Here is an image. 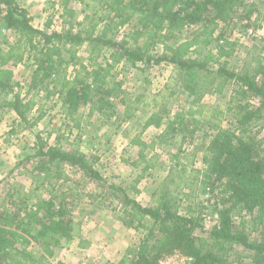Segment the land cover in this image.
I'll list each match as a JSON object with an SVG mask.
<instances>
[{"label":"trees","instance_id":"obj_1","mask_svg":"<svg viewBox=\"0 0 264 264\" xmlns=\"http://www.w3.org/2000/svg\"><path fill=\"white\" fill-rule=\"evenodd\" d=\"M83 1L84 20L75 22L71 0H62L64 29L52 31V21L44 30L35 27L30 12L17 0H0V23L18 36L16 43L0 46V110L31 124L36 98L44 95L45 101L59 97L64 119L75 130L81 129L84 109L89 118L104 114L133 121L144 95L128 101L118 68L167 64L173 75L166 91L173 95L177 89L189 107L173 110L163 101L156 103L155 110L144 111L141 133L132 141L139 148L133 165H144L146 172L153 168L147 151L172 147L176 140L179 149L169 155L173 165L145 205L129 194H140L136 186L106 180L96 168L100 157L91 160L80 151L46 144L39 136L35 152L21 165L34 180L44 178L41 199H35L40 189L29 193L13 185L7 190L0 205V264H49L63 243L78 241L81 249L90 246L70 197L57 187L71 180L67 168L110 189L123 208L122 223L144 231L139 244L118 264H159L175 251L193 258L192 264H227L221 255L226 246L243 249L247 264H264V240L251 242L234 219L236 211H242L264 223V60L260 54L234 69L229 59L237 43L219 33L227 28L260 31L264 17L256 4L249 0ZM128 27L127 37L121 39V31ZM84 45L90 48L86 60L79 55ZM106 51L109 57L100 61ZM26 55L34 67L23 96L10 67L21 64ZM233 85L226 111L205 103L207 96H222ZM118 106H123L121 116ZM226 114L231 119L228 127L223 125ZM151 128L160 133L148 142L142 135ZM199 154L201 168L196 167ZM52 173L56 182L49 181ZM198 193L213 196L217 222L211 227L203 226L190 209L181 213L183 203ZM31 247L39 253L29 251Z\"/></svg>","mask_w":264,"mask_h":264},{"label":"rangeland","instance_id":"obj_2","mask_svg":"<svg viewBox=\"0 0 264 264\" xmlns=\"http://www.w3.org/2000/svg\"><path fill=\"white\" fill-rule=\"evenodd\" d=\"M17 1L28 9L35 27L44 30L46 24L52 21V31L64 29L62 0ZM249 3H255L264 17V0H249ZM85 5L86 2L83 0H71L70 7L76 11L75 22L84 20ZM129 31V27L123 29L120 38H126ZM220 32H224L226 38L237 43L235 53L229 59L234 69L243 68L247 61L260 54L264 60V22L262 29L254 31L253 36H248L247 31L242 28L220 29ZM17 40L18 36L0 23V46L7 47L8 44L16 43ZM89 49L87 45L79 48V55L84 60L89 57ZM26 57L21 64L10 67L14 73L15 82L20 84L17 91L23 96L28 92L29 80L34 67V62L28 60V55ZM107 57L109 53L106 51L100 61ZM73 71L74 68L71 67L69 71L71 75ZM117 72L119 79L125 81L124 90L129 102L136 99L138 95H144L140 105L137 106L140 110L133 121L109 119L104 114L89 118L87 110L84 109L81 111L83 115L81 129L75 130L64 119L59 97L45 101L42 99L44 95L36 98L38 105L29 117L31 124H22L16 115L0 110V205H4L5 194L13 185L21 189L23 187V190L29 193L33 192L31 189H40L35 199L37 201L41 199L42 189L40 187L44 178L36 176L34 180V175H31L26 166L21 165L27 156L35 152L39 136L46 144L59 145L66 151H80L91 160L96 156L100 157L96 168L109 183L125 187L136 186L140 194L135 195L132 191L129 194L145 205L150 204L153 191L167 177L173 165L169 155L177 152L179 142L176 140L172 147L158 146L154 152L147 151L146 154L153 168L144 172V165L139 167L133 165V162L139 159V148L132 141L141 133L144 111L155 110L156 103L161 104L165 101L173 110L188 108L189 104L186 96L181 95L177 89L173 95L170 91H166L165 87L171 83L173 75L172 67L167 64L152 69H147L142 65L130 68L122 64ZM234 87V85L230 86L222 96H207L205 103L210 107L226 111ZM161 93L167 98L163 100ZM117 111L121 116L123 106H118ZM230 120V116L226 114L223 125L228 127ZM32 124L34 126L31 127ZM158 133L160 130L151 128L142 135V138L149 142ZM183 155H180L181 163L185 161ZM196 167H202L201 154L196 160ZM66 173L71 180L60 182L57 187L59 192L70 197L69 201L75 207L76 221L82 224L85 238L94 246L81 249L78 241L63 243L56 249V254L49 264H118L119 259L124 257L129 249L139 244L145 234L144 231H136L122 223L123 208L111 195L110 189L100 187L98 183L82 174L72 173L70 168L66 169ZM53 174L49 181L56 182L53 180ZM43 176L42 174L40 177ZM212 197L201 193L190 197L181 206V213L185 214L190 209L192 215L199 219L203 226L211 227L217 222ZM234 219L236 224L242 225L251 242L264 240V223L258 224L254 215L236 211ZM222 249L221 255L227 258V264L249 263L248 255L243 249L235 246H226ZM29 251L39 253L38 249L32 247ZM118 251L119 254L113 257L112 255Z\"/></svg>","mask_w":264,"mask_h":264},{"label":"built area","instance_id":"obj_3","mask_svg":"<svg viewBox=\"0 0 264 264\" xmlns=\"http://www.w3.org/2000/svg\"><path fill=\"white\" fill-rule=\"evenodd\" d=\"M254 34L255 32L253 30L247 32L248 36H253ZM192 262L193 258L180 251H175L161 259L159 264H192Z\"/></svg>","mask_w":264,"mask_h":264},{"label":"crops","instance_id":"obj_4","mask_svg":"<svg viewBox=\"0 0 264 264\" xmlns=\"http://www.w3.org/2000/svg\"><path fill=\"white\" fill-rule=\"evenodd\" d=\"M4 113H10V114H12V115L15 116V113H13V112L4 111ZM139 242H140V241H139ZM93 246H94V245L91 243L89 247L92 248ZM89 247H88V248H89ZM120 251H121V250H120ZM117 254H119V251H118L116 254H113L112 256L115 257V255H117ZM120 254H122V253H120ZM124 255H125V254H124ZM124 255H122V256H124ZM122 259H123V257H121L119 260L121 261ZM120 261H119V262H120Z\"/></svg>","mask_w":264,"mask_h":264}]
</instances>
